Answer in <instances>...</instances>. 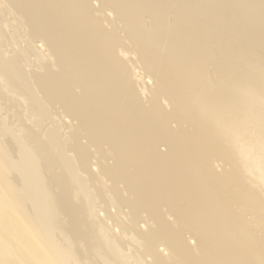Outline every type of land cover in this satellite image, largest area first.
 Instances as JSON below:
<instances>
[{"label":"bare ground","instance_id":"bare-ground-1","mask_svg":"<svg viewBox=\"0 0 264 264\" xmlns=\"http://www.w3.org/2000/svg\"><path fill=\"white\" fill-rule=\"evenodd\" d=\"M97 1L98 6L94 0H0L4 42V48L0 45V94L2 88L7 94H20L18 100L29 122L51 146L47 166H53L54 158L65 164L64 173L52 172L48 187L38 154L27 151L18 140L23 131L5 127L0 117V134L12 133L20 148L17 160L0 164V264H57L56 256L59 264H70L73 246L56 244L48 237L60 231L70 240L83 226L92 227L93 233L87 242V253L93 256L83 264H264V183L249 180L253 188L247 197L249 177L235 179L238 174H234L223 179L213 171L210 160L239 168V158L238 163L232 158L237 144L217 129L226 125L228 133L229 116L239 112L234 108L236 113L228 116L225 109L231 105L213 86L219 88L221 81L212 78L213 69L205 70L208 61L216 62L214 69L222 73L241 68L245 82L251 81L243 93L249 100L256 98L263 115L255 118L260 123L251 120L250 124L258 123L261 129L264 0ZM148 16L151 21L146 20ZM14 28L21 31L15 39ZM221 34L226 35L224 41L214 47ZM25 37L27 44L21 40ZM37 41L48 48V58L35 50ZM21 45H27V50ZM52 51H56L54 59L49 58ZM29 55L36 68L31 62L29 69ZM145 76L154 81L153 97L144 96L147 101L140 87H134L135 79ZM71 119L79 125L72 132H61L59 122L72 124ZM242 121L238 123L243 128ZM232 129L234 134L237 129L233 133ZM241 138L243 148L249 139ZM256 148L251 149L255 156ZM94 163L98 172L92 170ZM10 164L18 175L7 170ZM88 171L109 195L102 199L105 206L95 205L96 195L84 176ZM68 181L76 188L74 198L53 192L52 183L62 187ZM13 182L25 193L13 194ZM79 195L84 199H77ZM114 205L118 214L124 207L130 210L133 222L121 230L123 235L133 233L130 238L137 242L109 235V220L120 224L108 210ZM101 210L108 225L100 217ZM64 219L68 233L63 230ZM140 222L144 226L139 227ZM41 228L47 229L46 234ZM76 233L77 238L88 240L86 233ZM189 238L195 240L194 247Z\"/></svg>","mask_w":264,"mask_h":264},{"label":"rangeland","instance_id":"rangeland-1","mask_svg":"<svg viewBox=\"0 0 264 264\" xmlns=\"http://www.w3.org/2000/svg\"><path fill=\"white\" fill-rule=\"evenodd\" d=\"M223 1V0H222ZM94 4L96 5V6H98V1L97 0H94ZM0 5H1V2H0ZM108 14H110V15H108L109 17H111L110 19L111 20H113V18H114V15H113V13H110L109 11L107 12ZM169 15H171V13L169 14ZM7 16H8V14H7ZM113 16V17H112ZM146 20L147 21H151V19H150V17L148 16L147 18H146ZM15 29V32H14V34L12 33L11 34V32H10V34H11V36H12V38H17V37H19L18 35L21 33V31L19 30V29H17V28H14ZM9 33V32H8ZM9 34V35H10ZM222 35V37H223V34H221ZM10 36V37H11ZM220 37L221 36H219V38H217L216 40H215V44H217L219 41H221V42H223L224 41V37H226V35H224V37H223V40H220ZM221 37V38H222ZM30 39H32V40H37V38L36 37H34V36H30L29 37ZM25 39H27L26 37L24 38V39H21L22 40V42H24L23 44H27L26 43V41H23V40H25ZM219 39V40H218ZM21 40H20V42H19V45L20 44H22L21 43ZM225 40H226V38H225ZM217 41V42H216ZM213 43V44H214ZM220 43V42H219ZM36 51H37V49H38V51H39V54H41V56H46L45 58H48V48H45L46 47V45L44 46V44H43V42L41 43V42H39V41H37L36 43ZM41 44H43V45H41ZM213 45L214 47H217L218 46V44L217 45ZM0 45H1V47H3L4 48V42H3V39H2V37L0 36ZM24 47L26 50H27V45L25 46V45H21V47ZM48 52H47V51ZM37 51V52H38ZM41 52V53H40ZM59 52H64V49H60L59 50ZM30 53H32V52H30ZM29 53V54H30ZM33 53L34 54H32L33 55V58H35V56H36V58H37V55H36V53L34 52V50H33ZM52 53V55H50L49 56V58H51V59H54L55 57H56V51L55 52H51ZM43 54V55H42ZM46 54V55H45ZM32 55L29 57V59L31 60L30 61V63H29V69H31V67L33 66L34 68H36V66H34V59L33 58H31L32 57ZM134 57V56H133ZM133 59H136V57H134ZM37 62H38V64L39 65H43L42 64V59H38V60H36ZM31 62H32V66H30L31 65ZM207 64H208V67L207 68H205V70L207 69V70H214V73H215V75H213V79H215V80H220L221 82H220V84H218L219 85V88H218V86L216 85V84H213V86H215L217 89V91H219V93H218V95H220V96H226V98H224V99H226V100H224L223 99V101L224 102H227V100L229 101V103H230V105L232 106V104L233 105H237L238 106V104H240L241 103V105H242V107H241V105H240V107L238 106H236L235 105V107L234 106H232V108L230 109V107H228L229 109L228 110H226L225 109V111L226 112H228V116L230 115V113L229 112H231V113H236L235 111L236 110H234V108L235 109H238L237 110V112H239L238 114H240V117H241V119H240V117H239V115L236 113L233 117L235 118V119H233V117H232V115H230L231 116V118L232 119H230V116H229V123L228 124H230V125H228V126H230L231 128H233L234 129V127H235V132L233 131V129H232V133L234 132V134H231V128H230V130H229V128L227 127V130H228V133H227V131H226V125H225V127H222V129L223 130H221V129H219V127H217V129L219 130L218 132H222V134L223 135H225L226 136V138H227V140H228V138H229V141L230 140H232L233 142H231L234 146H235V144H237L236 145V149L233 147V149L232 150H234V152H232L233 153V155H232V158H235V160L237 159L238 160V158H239V160H240V162H239V160L237 161V163L239 164L238 166H239V170L240 171H237V170H235V165L234 164H229V166H228V163L225 161H223V160H213V161H211L210 160V162H214V164L212 163V165L213 166H211L212 167V169H213V171L217 174V175H219V177L220 178H223V179H229L232 175H233V177H234V174H235V176H236V174H238L237 175V177H235V179H237L239 176H241L240 177V179H242V177H243V179L247 176V177H249V178H246V179H248V181L249 180H254L255 178V180L256 181H253V182H256V183H259V184H262V183H264V172L262 171V169H263V167L264 166H262L261 165V161H264V153H262L261 154V152L263 151L264 152V138H263V136H264V130H262L261 131V129L264 127L263 125H261L260 124V126H263L261 129H259V124L258 123H260L261 122V120H259V119H261V116H263V115H261V112L259 111V108H258V102H257V100H256V98H254L253 97V99L251 98L250 100H249V95L247 94V93H243L244 92V90H246V89H248V88H250L251 87V85H249L248 83H251V81H249V82H245V80L242 78V74H239V73H241V68L239 67V66H237L238 68H240V69H238L237 67L235 68V66H234V68H233V66H231V67H229L230 65H228V63H227V67L228 68H233L232 70H228V69H226V72L225 73H222V72H220V71H218V70H216V69H214V65H215V67H217L216 65H217V63L216 62H210V61H208L207 62ZM137 68V71H138V67H136ZM135 69V68H134ZM235 69H238L239 71H237V70H235ZM140 70V69H139ZM206 70V71H207ZM142 71V70H141ZM140 71V72H141ZM228 71V72H227ZM233 71V72H232ZM139 72V71H138ZM236 72V73H235ZM143 73V72H142ZM141 73V74H142ZM211 73V72H210ZM220 73H222V75L219 74ZM224 74H226V75H224ZM233 75V76H232ZM136 78V77H135ZM218 78V79H217ZM228 78V79H227ZM232 78V79H231ZM136 79H137V81H136ZM135 79V82H134V87H135V89H136V87L137 86H139L140 87V89L142 90V93H141V97L142 98H144L143 100H145V101H147L148 99H146V97H144L145 95L146 96H149L150 95V98L151 97H153V96H151V91L154 89L153 87H154V81L148 76H145V77H143V78H136ZM226 79H227V81H226ZM230 79H231V81H230ZM241 79H242V81H241ZM146 80L148 81V82H146ZM150 80V81H149ZM139 81H143L142 82V85L140 84L141 82H139ZM225 81V82H224ZM233 81H234V84H233ZM136 82H138V83H136ZM238 82H241V85H240V83H238ZM238 83V84H237ZM144 84H145V86H144ZM237 84V85H236ZM149 85V86H148ZM242 85H245L246 87H244L243 88V86ZM142 86H143V88H142ZM234 86H235V88H234ZM138 87V88H139ZM146 87H148V88H146ZM242 87V88H241ZM148 89V90H146V89ZM11 90H13L14 91V89L13 88H10ZM146 90L147 91V93H146V91L144 92L143 90ZM152 89V90H151ZM214 89V88H213ZM222 89V90H221ZM223 89L225 90H228V89H230V90H228V91H225V92H227V94L223 91ZM238 89V91H236ZM75 90L76 91H78L79 89L76 87L75 88ZM243 90V91H242ZM1 91L3 92L2 94H0V117H2V118H4L5 119V123H4V125H5V127H10L11 128V130L12 131H15L16 133H19V130H22L23 132H22V136H21V138H19L18 140H22L25 144H26V150L27 151H29V148L30 149H32V150H34L37 154H38V156H39V161H40V165H41V167H42V172H43V175H44V177L46 178V183H47V186L49 187L50 186V183H49V180L50 181H52V179H51V175H52V172H57V173H64V171H65V164L58 158H54L53 160H52V162H51V164H53V166L52 167H49V166H47V164H46V160H47V157H48V154H49V151H48V149H51V146H50V144L46 141V139H45V137H44V135H43V133L41 132V130H38V128H36L31 122H29V120H28V117L26 116V112H25V110H24V108H23V106H21L20 105V103H19V100H18V97H20V94L17 92V91H14V92H11L10 94H7V92L4 90V88H2L1 89ZM230 92V93H229ZM232 92H234L233 94H231ZM149 93V94H148ZM229 94H230V96H229ZM203 95V94H202ZM248 96V97H247ZM230 97V98H229ZM232 98H234V99H232ZM244 98L246 99V100H244ZM232 99V100H231ZM254 99H255V101H256V103H255V101H254ZM244 100V101H243ZM249 100V101H248ZM252 100V102H254V105H256L255 107L253 106V105H251L252 104V102H250ZM245 102V103H244ZM246 102H248V103H246ZM146 103V102H145ZM147 104H150V102H148ZM230 110V111H229ZM240 110V111H239ZM243 110V111H242ZM244 110H245V113H244ZM248 110V111H247ZM61 111V108H58L57 109V112L59 113ZM246 111H247V113H246ZM242 112H243V114H246V116L245 115H242ZM255 113V114H254ZM248 115V116H247ZM244 116V117H243ZM259 117V119L257 120V122L258 123H256V124H253V126H251V124H250V121L252 120L253 122L252 123H255L256 122V120H255V118L256 117ZM246 117V118H245ZM252 117V118H251ZM242 118H243V121H245V123L243 122V128H242V124H241V126H240V124L239 123H241V120H242ZM244 118H245V120H244ZM231 120H233L232 122H234V123H237V125H239L240 127H241V130H242V132L243 131H245L246 133H249V134H251V135H249V134H247L246 135V133L245 132H243L245 135H243V133H238V132H240L241 130L240 129H238V128H240V127H237V125L236 124H231L230 122H231ZM71 123L72 124H70V123H67V122H64V121H60L59 122V126H60V128H61V132L63 131V132H66L67 130H70L71 132L79 125V123H78V120L77 119H71ZM249 121V122H248ZM239 122V123H238ZM245 124H248V125H250L248 128H247V126L248 125H245ZM66 125H70V128H67L66 127ZM233 127H232V126ZM234 125H236V126H234ZM175 126V125H174ZM244 126H246L245 128L246 129H250L249 131L247 130L246 131V129L244 128ZM237 127V128H236ZM254 128V129H253ZM255 128L257 129L258 128V130L256 131L255 130ZM221 130V131H220ZM238 130H240V131H238ZM252 130V131H251ZM255 131V133H254V131ZM232 136H231V135ZM236 134L238 135V136H236ZM252 134H253V136H252ZM231 137H230V136ZM237 137H235V136ZM243 137V138H245V136H246V138H245V140L246 139H249V141H250V143H251V140L254 142L253 143V145L251 146L250 144V146L249 147H252V148H249V147H247L248 145V140H246L245 142L247 143L246 144V146L245 145H243L242 144V146H244L243 148H241V145H239L240 144V142L242 143L243 141L241 140L242 138L240 137ZM229 136V137H228ZM66 138L68 139V142H72L73 140L71 139V137H70V133H67V136H66ZM223 138V137H222ZM226 138H224V139H226ZM235 138V139H234ZM239 138H241V139H239ZM14 136L12 135V133H10V132H8L7 134H0V164H4L5 162H7V163H11V161H13V160H17L18 158H19V156H20V148H18L17 147V145H16V142L14 141ZM236 139H239V140H236ZM234 140L236 141L235 143H234ZM225 141V140H224ZM36 142H39V143H41V145H39V144H36ZM83 142L85 143L86 142V138L85 139H83ZM244 142V143H245ZM13 144V150H10V146ZM252 144V143H251ZM238 145H239V147H238ZM256 146L258 147V148H256ZM93 148V147H92ZM163 149L162 150H164L165 149V147H162ZM239 148H241V149H243V150H241V149H239ZM247 150H246V149ZM253 148H256L257 150H258V152H257V150L255 151V153L254 154H256L257 156H255V155H253V152L251 151V149H253ZM248 149H250V150H248ZM260 149H262V151L260 150ZM92 150H94V149H92ZM236 150V151H235ZM244 150H246V151H244ZM247 151H251V154H249V152L247 153ZM253 151H254V149H253ZM236 152H237V154H236ZM257 152V153H256ZM69 153H72L74 156H75V153L72 151H69ZM235 153V154H234ZM249 154V155H245V154ZM258 154H260V155H258ZM22 155V154H21ZM237 155V156H236ZM244 155H245V158H244ZM247 156H248V158H247ZM253 156H254V158H253ZM258 156H260V157H258ZM251 157H252V159H253V161H252V159H251ZM255 157H256V159H255ZM259 159H258V158ZM251 159V160H250ZM77 160V159H76ZM242 160L244 161V162H246L247 164H245V165H243L244 164V162H242ZM258 160V161H257ZM94 161H96V160H94ZM255 161V164H257V165H253L254 162ZM250 162H251V164L253 165H250ZM248 163H249V165H248ZM260 163V164H259ZM242 165V169L240 168L241 167V165ZM230 165H233V167L231 168L230 167ZM248 166V168H247V166ZM258 165H261V167H259ZM263 165H264V162H263ZM254 166H256L255 168H256V170L257 171H255V169H254ZM233 170V172H232V170L230 169V168ZM244 167H246L245 168V170H244ZM259 167V168H258ZM93 169L92 170H94V172H98V170H97V168H98V166L96 165V163H94L93 164V167H92ZM261 168V172H259L260 169ZM7 170L9 171V172H11V173H13V174H15V175H18V172L13 168V165L12 164H10L8 167H7ZM241 170H242V172H241ZM254 170V171H253ZM259 170V171H258ZM234 171H235V173H234ZM237 172V173H236ZM239 172V173H238ZM250 172H252L251 174H250ZM85 173V179H88L87 180V184H88V187H89V190L90 191H92V192H94L95 193V195H96V202H95V205L96 204H100L101 206H105V202L104 201H102V199H103V197H105V198H108L109 197V195H106L105 196V191H103V189H102V187H101V185H100V183L99 182H97V181H95V180H92V178H91V173H90V171H88V173H86V172H84ZM241 173V174H240ZM263 173V174H262ZM240 174V175H239ZM243 174L245 175V176H243ZM260 174V175H259ZM253 175V176H252ZM252 177V178H251ZM232 178V177H231ZM230 178V179H231ZM257 178H259L258 180H257ZM263 181V182H261V180ZM225 181V180H224ZM247 181V182H248ZM252 181H249L248 182V185H249V189L247 188V189H245L244 190V192H246V196L247 197H249V194H250V191H252V188H253V186H251L252 185ZM258 181V182H257ZM70 185H74V183H73V181H68V182H66V184L65 185H63L62 187H60V186H57V185H55V184H53L52 183V190H53V192H56V193H58V192H61V193H63L64 195H67L68 194V196L70 197V198H74V196H75V190H76V188H72V187H70ZM263 189V190H262ZM262 189H261V193L262 192H264V187H262ZM12 190H13V194H17V195H19V193H25L24 191H22L21 189H20V187H19V189L17 190V187H16V184L13 182L12 183ZM247 190H248V192H247ZM108 192H110V194H111V197H113V195H114V191L113 190H110V191H108ZM248 193V194H247ZM262 195H264L263 193H262ZM77 199H79V200H81V199H84V196L83 195H79L78 197H77ZM24 206H26V203L25 204H22V205H20V208L22 209H24ZM167 208H165V210H166ZM108 210H109V213L110 214H112L111 216H112V218H113V216H114V214H115V219L116 220H118L119 222H120V224L119 225H116L115 224V222L112 220V219H108L105 215H104V211H99V214L100 213H102V215H100V217L103 219L102 221L104 222V224L105 223H107V225L108 226H111V228H109L108 229V232H109V235H118V236H120V237H122V239H124V240H126V241H131V242H137V241H132L131 240V238H130V236L131 235H133V233H127V234H122V230H121V228H122V226H129V222L130 221H132L133 222V218L131 217L132 216V214H131V212H130V210L127 208V207H124L122 210H121V212H120V214H118V210H117V207L114 205V206H110L109 208H108ZM104 216H105V219H104ZM107 220H109V223L108 222H106ZM34 221V220H33ZM170 222H172V220L170 221ZM144 226V222H140L139 223V227L140 226ZM68 228H69V223H68V221L66 220V219H64V223H63V230H64V232L65 233H68ZM42 229V231H43V233L44 234H46V231H47V229H44V228H41ZM116 230H118V231H116ZM142 230H144V232H146V229H142ZM77 231H82V232H84V233H86L87 235H88V240L87 239H79V238H77ZM93 236V233H92V227H86V226H83L82 228H79V229H76L74 232H73V238H71L70 240H68V239H66V238H64L63 236H62V234L60 233V231H58V233H53L52 234V236H50V237H48V239L49 240H53L56 244H61L62 246H65V245H67V244H70V245H72L73 246V249H74V257H72V261H71V263L70 264H76V262H81L82 264H83V262H85L86 260H87V258L89 257V256H93L92 254H88L87 253V242L90 240V238ZM96 240V239H95ZM195 240L194 239H192V238H189V242L191 243L192 242V244H191V246H193L194 244L193 243H195L194 242ZM195 246V245H194ZM193 246V247H194ZM164 247V246H163ZM163 247L161 246V249H163ZM96 256H99L98 254H95ZM55 262L57 263V264H59V260H58V256H56L55 257ZM79 263H77V264H79ZM190 264H192V263H190Z\"/></svg>","mask_w":264,"mask_h":264}]
</instances>
